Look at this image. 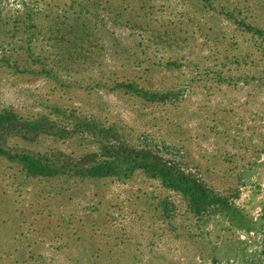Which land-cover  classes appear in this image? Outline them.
I'll return each mask as SVG.
<instances>
[{"label":"rangeland","instance_id":"374dc122","mask_svg":"<svg viewBox=\"0 0 264 264\" xmlns=\"http://www.w3.org/2000/svg\"><path fill=\"white\" fill-rule=\"evenodd\" d=\"M0 264H264V0H0Z\"/></svg>","mask_w":264,"mask_h":264}]
</instances>
